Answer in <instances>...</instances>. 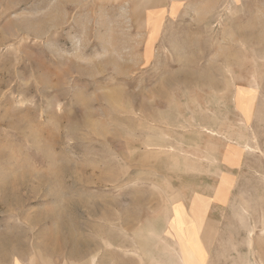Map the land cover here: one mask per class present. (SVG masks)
Instances as JSON below:
<instances>
[{
	"label": "rangeland",
	"instance_id": "374dc122",
	"mask_svg": "<svg viewBox=\"0 0 264 264\" xmlns=\"http://www.w3.org/2000/svg\"><path fill=\"white\" fill-rule=\"evenodd\" d=\"M173 1L0 0V264H264V0Z\"/></svg>",
	"mask_w": 264,
	"mask_h": 264
},
{
	"label": "crops",
	"instance_id": "0c3cea01",
	"mask_svg": "<svg viewBox=\"0 0 264 264\" xmlns=\"http://www.w3.org/2000/svg\"><path fill=\"white\" fill-rule=\"evenodd\" d=\"M195 2H201V0H194ZM228 0H226V1H223V0H212L211 1V3L212 4H216V5H218V4H224L225 2H227ZM233 2H234V0H233ZM243 1L242 0H239L238 1V4H241ZM182 3V1L181 0H179V1H173V4H181ZM236 3V2H235ZM180 10V9H179ZM179 10H178V12H179ZM178 12L176 13L175 11L173 12V14L175 15V17H174V19L173 20H176L177 18H176V14H177V17H179V14H178ZM223 165H224V167H226V169H227V171L228 172H231L233 169H235L237 166L236 165H234V166H229L227 163H223ZM229 188V187H228ZM229 196V195H228ZM214 197V196H213ZM218 203V202H217ZM214 204V203H213ZM212 204V205H213ZM211 205V206H212ZM215 205H219V204H215ZM205 224H206V222L204 223V226H203V228H205ZM202 235H203V233L201 232V236H200V238L202 239Z\"/></svg>",
	"mask_w": 264,
	"mask_h": 264
},
{
	"label": "bare ground",
	"instance_id": "6f19581e",
	"mask_svg": "<svg viewBox=\"0 0 264 264\" xmlns=\"http://www.w3.org/2000/svg\"><path fill=\"white\" fill-rule=\"evenodd\" d=\"M252 86H253V84H252ZM158 234V232L156 231V235ZM181 258V257H180ZM181 260V259H180Z\"/></svg>",
	"mask_w": 264,
	"mask_h": 264
}]
</instances>
